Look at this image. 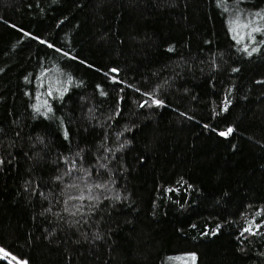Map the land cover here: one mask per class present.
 Returning a JSON list of instances; mask_svg holds the SVG:
<instances>
[{"label":"trees","instance_id":"trees-1","mask_svg":"<svg viewBox=\"0 0 264 264\" xmlns=\"http://www.w3.org/2000/svg\"><path fill=\"white\" fill-rule=\"evenodd\" d=\"M0 248L264 264V0H0Z\"/></svg>","mask_w":264,"mask_h":264},{"label":"rangeland","instance_id":"rangeland-1","mask_svg":"<svg viewBox=\"0 0 264 264\" xmlns=\"http://www.w3.org/2000/svg\"><path fill=\"white\" fill-rule=\"evenodd\" d=\"M0 254H2V255H4V256H10L5 250H3L2 248H0ZM8 259H10L9 257H8ZM20 262H22V263H24V264H27L25 261H20Z\"/></svg>","mask_w":264,"mask_h":264},{"label":"snow or ice","instance_id":"snow-or-ice-1","mask_svg":"<svg viewBox=\"0 0 264 264\" xmlns=\"http://www.w3.org/2000/svg\"><path fill=\"white\" fill-rule=\"evenodd\" d=\"M229 131H231V129H229ZM221 135H224V133H221Z\"/></svg>","mask_w":264,"mask_h":264}]
</instances>
